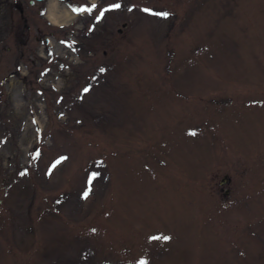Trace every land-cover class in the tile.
Returning <instances> with one entry per match:
<instances>
[{"label": "rangeland", "instance_id": "374dc122", "mask_svg": "<svg viewBox=\"0 0 264 264\" xmlns=\"http://www.w3.org/2000/svg\"><path fill=\"white\" fill-rule=\"evenodd\" d=\"M73 5L0 0V264H264V0Z\"/></svg>", "mask_w": 264, "mask_h": 264}, {"label": "flooded vegetation", "instance_id": "af4514ba", "mask_svg": "<svg viewBox=\"0 0 264 264\" xmlns=\"http://www.w3.org/2000/svg\"><path fill=\"white\" fill-rule=\"evenodd\" d=\"M82 0H51L50 2H52L53 5H49L48 0H27L28 4H30L31 6H34L35 3H45V6L42 7V10H39L38 12L40 13V16L43 17L47 22L45 23L47 26H49L50 24H54L53 22L50 21V16L49 14L51 13V11L54 12V14H56L57 16L64 14L63 11H65V9H67V11L72 13L73 9L70 7V5L72 6L74 3H81ZM59 3H63L62 5H64V9H61L59 6ZM74 6V5H73ZM24 21H26V18L23 19ZM26 24V23H25ZM55 25V24H54ZM26 31V30H25ZM36 31L38 34H42V29L40 27L36 28ZM43 32L48 33V35H53V32L51 30H44ZM38 38V37H36ZM44 41L47 42L48 38L47 36H44ZM228 190L225 189L224 193L227 194Z\"/></svg>", "mask_w": 264, "mask_h": 264}, {"label": "snow or ice", "instance_id": "6c2138e0", "mask_svg": "<svg viewBox=\"0 0 264 264\" xmlns=\"http://www.w3.org/2000/svg\"><path fill=\"white\" fill-rule=\"evenodd\" d=\"M95 7H96V5H92V7H91V9H83V10H81V11H91V10H93V9H95ZM120 7V5L119 4H114V5H112V8L113 9H118ZM145 11H149V10H147V9H145ZM103 11L100 13V15L101 16H103ZM151 14H154V15H159V16H163V17H167L169 14L168 13H151ZM101 71H103V69H101ZM88 91V89H85V92H87ZM194 134V133H193ZM89 191H90V189H89ZM87 195H88V192H86L85 193V198L87 197ZM152 239H160V237H152ZM163 239H165V240H167V239H169L168 237H163ZM141 264H147V262L146 261H141Z\"/></svg>", "mask_w": 264, "mask_h": 264}, {"label": "bare ground", "instance_id": "6f19581e", "mask_svg": "<svg viewBox=\"0 0 264 264\" xmlns=\"http://www.w3.org/2000/svg\"><path fill=\"white\" fill-rule=\"evenodd\" d=\"M70 15V14H69ZM69 15H65V14H61L59 16H57L56 14H54L53 11H51L50 13V19L54 22V23H67L66 21V16L69 17ZM65 20V21H64Z\"/></svg>", "mask_w": 264, "mask_h": 264}, {"label": "water", "instance_id": "95a60500", "mask_svg": "<svg viewBox=\"0 0 264 264\" xmlns=\"http://www.w3.org/2000/svg\"><path fill=\"white\" fill-rule=\"evenodd\" d=\"M123 26H125V24H123ZM226 181V177L224 176L223 179L221 180V183ZM227 192V191H226Z\"/></svg>", "mask_w": 264, "mask_h": 264}]
</instances>
